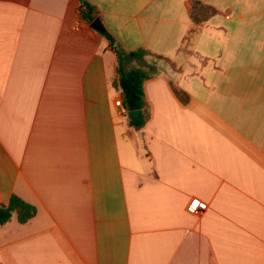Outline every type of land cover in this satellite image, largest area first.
Wrapping results in <instances>:
<instances>
[{"label":"crops","instance_id":"crops-1","mask_svg":"<svg viewBox=\"0 0 264 264\" xmlns=\"http://www.w3.org/2000/svg\"><path fill=\"white\" fill-rule=\"evenodd\" d=\"M84 1L146 120L81 0H0V264H264V0Z\"/></svg>","mask_w":264,"mask_h":264},{"label":"trees","instance_id":"trees-1","mask_svg":"<svg viewBox=\"0 0 264 264\" xmlns=\"http://www.w3.org/2000/svg\"><path fill=\"white\" fill-rule=\"evenodd\" d=\"M81 6L82 18L86 22L91 23L97 17L95 9L84 0H81ZM193 9L195 11L193 20L196 21L198 20L196 19V15L204 11L199 9L197 3L193 4ZM102 35L109 41L110 46L117 54L118 84L123 94V107L126 111H141L138 120L136 122L129 120V123L135 128H140L146 120L143 84L149 78L150 74L144 67H131L126 70L123 67V61L143 59L149 52L141 49L127 54H121L113 37L107 32L102 33ZM13 213L16 214L17 220L20 223H24L33 216L35 209L16 196H12L7 204H0V225L6 223Z\"/></svg>","mask_w":264,"mask_h":264},{"label":"water","instance_id":"water-1","mask_svg":"<svg viewBox=\"0 0 264 264\" xmlns=\"http://www.w3.org/2000/svg\"><path fill=\"white\" fill-rule=\"evenodd\" d=\"M91 28H93L94 30L100 32V33H104L105 29L100 21L99 18H95L91 24H90ZM141 114V111H127L126 112V116L128 117L129 120H131L132 122H136L139 118Z\"/></svg>","mask_w":264,"mask_h":264},{"label":"built area","instance_id":"built-area-1","mask_svg":"<svg viewBox=\"0 0 264 264\" xmlns=\"http://www.w3.org/2000/svg\"><path fill=\"white\" fill-rule=\"evenodd\" d=\"M115 105L117 106V107H119V108H121L122 109V112L124 113V114H126V110H125V108L123 107V100H121V99H118V100H116L115 101ZM199 207V202L198 201H196V200H194V201H192L191 202V204L189 205V210L190 211H195L197 208Z\"/></svg>","mask_w":264,"mask_h":264},{"label":"rangeland","instance_id":"rangeland-1","mask_svg":"<svg viewBox=\"0 0 264 264\" xmlns=\"http://www.w3.org/2000/svg\"><path fill=\"white\" fill-rule=\"evenodd\" d=\"M134 64L137 66V67H142L143 63H139L138 61H133ZM146 65V64H144ZM145 68V67H144ZM146 69V68H145Z\"/></svg>","mask_w":264,"mask_h":264}]
</instances>
